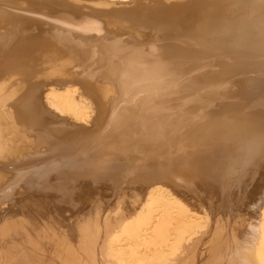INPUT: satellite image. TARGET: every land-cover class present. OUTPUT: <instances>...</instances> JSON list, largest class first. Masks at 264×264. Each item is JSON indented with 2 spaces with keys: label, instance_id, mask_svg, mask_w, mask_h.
I'll return each instance as SVG.
<instances>
[{
  "label": "bare ground",
  "instance_id": "bare-ground-1",
  "mask_svg": "<svg viewBox=\"0 0 264 264\" xmlns=\"http://www.w3.org/2000/svg\"><path fill=\"white\" fill-rule=\"evenodd\" d=\"M0 264H264V0H0Z\"/></svg>",
  "mask_w": 264,
  "mask_h": 264
}]
</instances>
